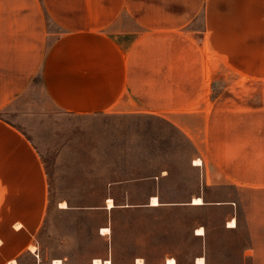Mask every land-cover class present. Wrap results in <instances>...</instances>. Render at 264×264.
Returning <instances> with one entry per match:
<instances>
[{"label":"crops","instance_id":"0c3cea01","mask_svg":"<svg viewBox=\"0 0 264 264\" xmlns=\"http://www.w3.org/2000/svg\"><path fill=\"white\" fill-rule=\"evenodd\" d=\"M37 77L58 110L68 114L165 118L195 149L192 168L201 176L197 191L184 200L165 197L162 181L170 174L165 171L106 180L98 205L76 206L66 197L53 202L45 156L26 128L7 117ZM213 191L218 199L209 198ZM197 197L202 204L194 203ZM130 208L220 211L227 232L239 234L243 228L252 240L242 262L259 254L256 240L264 239V0H0V264L64 262L66 257L48 262L42 256L48 254L42 251L44 234L54 222L56 243L65 246L69 240L60 235L53 213L86 217L91 210L103 214L96 235L104 244L91 264L95 259L114 264V213ZM232 221L236 226H230ZM103 228L111 232L102 234ZM189 236L201 243L193 263L204 257L208 264L213 246L206 220H197ZM27 255L34 261L26 263Z\"/></svg>","mask_w":264,"mask_h":264},{"label":"rangeland","instance_id":"374dc122","mask_svg":"<svg viewBox=\"0 0 264 264\" xmlns=\"http://www.w3.org/2000/svg\"><path fill=\"white\" fill-rule=\"evenodd\" d=\"M7 117L26 128L45 156L51 173L53 202L66 197L76 206L98 205L106 180L158 176L165 171L170 172L162 181L165 197L184 200L197 191L201 176L200 170L192 168L195 149L179 129L161 116L68 114L58 110L37 77L10 107ZM230 189L226 191L237 192ZM215 192H210V199L219 198ZM87 193L91 194L89 199L81 200V194ZM53 214L54 221L59 218L60 235L66 234L69 240L65 246L56 243L54 222L44 234L42 251L48 254L42 256L48 262L66 257L64 262L60 259L64 264H91L104 245L96 235L102 212L91 210L86 217ZM221 218L220 211L159 212L136 208L116 211L114 264H135L138 257L145 264H166L169 258H175L178 264H194L197 257L194 252L201 243L189 234L197 220H206L209 227L213 249L207 255L208 264H245L242 253L252 240L242 228V218L239 234L227 232L221 226ZM256 242L259 254L247 264H264V239ZM174 249L183 252L165 254ZM136 251L145 254L137 255ZM221 251L226 254H220ZM33 259L27 255L24 261L31 263Z\"/></svg>","mask_w":264,"mask_h":264},{"label":"bare ground","instance_id":"6f19581e","mask_svg":"<svg viewBox=\"0 0 264 264\" xmlns=\"http://www.w3.org/2000/svg\"><path fill=\"white\" fill-rule=\"evenodd\" d=\"M195 163H196V164H201V161H200V160H196ZM194 199H195V198H194ZM194 203H196V204H202L203 201H202L201 198H198V197H197V198L194 200ZM108 204H109V205H108L109 208H113V207L115 206L112 200H109ZM152 204H153V205H158V204H159L158 199H157V198H153V200H152ZM61 206H62L63 208H67V207H68L67 203H65V202H63ZM230 226H236V222H235V221L230 222ZM110 232H111V231H110L109 228H103V229H102V234H108V233H110ZM204 232H205L204 229H199V230H198V233H199V234H205ZM30 248H31V250H32L33 252H36V250H37L36 246H31ZM247 253H248V252H247ZM249 253H250V252H249ZM140 262H142V264H144L143 259H137V260H136V264H140ZM196 262H197V264H206V260H205L204 257H199V258H197V261H196ZM11 264H16V262L14 261V262H12ZM53 264H64V263H63L60 259H55V260L53 261ZM94 264H113V263H112V261H111L110 259H109V260H106V261H102V260H100V259H95V260H94ZM167 264H177V261H176L175 258H169V259H167Z\"/></svg>","mask_w":264,"mask_h":264},{"label":"snow or ice","instance_id":"6c2138e0","mask_svg":"<svg viewBox=\"0 0 264 264\" xmlns=\"http://www.w3.org/2000/svg\"><path fill=\"white\" fill-rule=\"evenodd\" d=\"M140 264H142V262H140Z\"/></svg>","mask_w":264,"mask_h":264}]
</instances>
